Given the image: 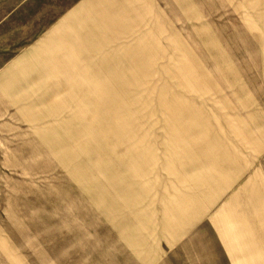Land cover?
<instances>
[{
	"label": "rangeland",
	"instance_id": "obj_1",
	"mask_svg": "<svg viewBox=\"0 0 264 264\" xmlns=\"http://www.w3.org/2000/svg\"><path fill=\"white\" fill-rule=\"evenodd\" d=\"M262 110L264 0H0V264H264Z\"/></svg>",
	"mask_w": 264,
	"mask_h": 264
},
{
	"label": "crops",
	"instance_id": "obj_2",
	"mask_svg": "<svg viewBox=\"0 0 264 264\" xmlns=\"http://www.w3.org/2000/svg\"><path fill=\"white\" fill-rule=\"evenodd\" d=\"M261 116H262V118H264V110L261 111ZM254 138H260V150L262 153V159L259 162L260 167L254 168V172L256 173L257 178L260 179L264 183V132L262 135H259V136H243L245 146H250L251 147L250 149H252L253 143L255 142L253 140ZM255 158L257 159V157H255ZM255 160H253V163ZM216 171H217V169L214 167V169H213V180L214 181L218 178ZM254 181H255V179L253 180V182Z\"/></svg>",
	"mask_w": 264,
	"mask_h": 264
}]
</instances>
